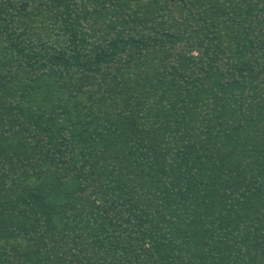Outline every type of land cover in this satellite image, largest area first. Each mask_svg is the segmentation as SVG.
I'll list each match as a JSON object with an SVG mask.
<instances>
[{
  "label": "trees",
  "instance_id": "obj_1",
  "mask_svg": "<svg viewBox=\"0 0 264 264\" xmlns=\"http://www.w3.org/2000/svg\"><path fill=\"white\" fill-rule=\"evenodd\" d=\"M0 264H264V0H0Z\"/></svg>",
  "mask_w": 264,
  "mask_h": 264
}]
</instances>
